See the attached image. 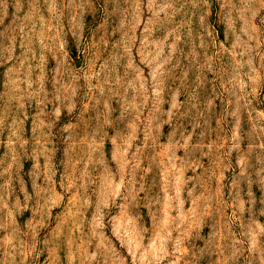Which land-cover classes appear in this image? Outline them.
Masks as SVG:
<instances>
[{
    "label": "rangeland",
    "instance_id": "rangeland-1",
    "mask_svg": "<svg viewBox=\"0 0 264 264\" xmlns=\"http://www.w3.org/2000/svg\"><path fill=\"white\" fill-rule=\"evenodd\" d=\"M0 264H264V0H0Z\"/></svg>",
    "mask_w": 264,
    "mask_h": 264
}]
</instances>
